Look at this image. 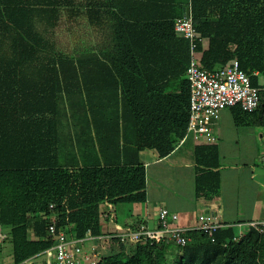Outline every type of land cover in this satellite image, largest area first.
<instances>
[{
  "label": "trees",
  "instance_id": "obj_1",
  "mask_svg": "<svg viewBox=\"0 0 264 264\" xmlns=\"http://www.w3.org/2000/svg\"><path fill=\"white\" fill-rule=\"evenodd\" d=\"M187 7L205 39L202 67L238 59L252 86L264 87V0H0V226L13 264L52 247L53 217L70 237L100 235L105 202L146 201L141 151L163 158L177 141L130 140L129 124L154 131L155 121H180L178 139L186 135L190 44L175 23ZM62 20L85 42L100 40L78 46L80 36L64 47L56 39ZM65 103L82 121H58ZM195 157L196 192L213 196L218 151L201 145ZM188 236L184 248L119 244L99 264H264V235L253 228L240 240L233 227L219 229L214 242L197 230Z\"/></svg>",
  "mask_w": 264,
  "mask_h": 264
},
{
  "label": "crops",
  "instance_id": "obj_2",
  "mask_svg": "<svg viewBox=\"0 0 264 264\" xmlns=\"http://www.w3.org/2000/svg\"><path fill=\"white\" fill-rule=\"evenodd\" d=\"M81 38L83 40H77L78 46L95 44L100 40L93 38L85 42L87 37ZM174 90L177 92L179 88L174 87ZM75 119H72L68 104L65 103L64 109L59 112L58 121H82L77 116ZM155 122L158 123V128L153 131L150 124L131 121L128 138L133 141H146L149 137L164 135L166 140L177 141V146L170 155L163 158L156 150L141 151L140 159L145 169L146 201L127 203V210L121 209V216H118L117 206L113 203L105 202L102 207V212L113 211L114 222L118 227L134 229L145 224L149 228H156L159 210L163 207L179 216L175 225L184 229L197 227L200 214L216 216L225 227H233L237 235L246 233L249 223L264 221V167L261 169L259 166L260 159L264 166V116L243 115L233 108L222 111L215 125L218 141L208 145L216 147L220 159L221 185L213 196L196 192V178L200 172L195 150L201 145L191 137L178 139L180 121ZM101 221L103 233L114 229L113 223L103 218ZM117 246L119 247L113 245L111 252L118 251ZM130 248L134 247L127 246L126 250L130 251ZM0 264H5L2 253Z\"/></svg>",
  "mask_w": 264,
  "mask_h": 264
},
{
  "label": "built area",
  "instance_id": "obj_3",
  "mask_svg": "<svg viewBox=\"0 0 264 264\" xmlns=\"http://www.w3.org/2000/svg\"><path fill=\"white\" fill-rule=\"evenodd\" d=\"M175 31L190 44V64L186 72L190 84L189 121L184 139L191 137L198 145H213L218 141L215 125L222 111L240 107L243 112L253 114L264 109V87L252 86L250 77L241 70L238 59L214 70L202 67L199 45L205 39L194 26L192 12L189 17L176 20ZM262 161L264 163V157ZM114 216L112 210L102 212V218L114 224L112 231L94 235L89 230L82 238H73L67 231L58 230L56 217H53L48 233L54 243L44 252V264H99L105 257L104 253L119 244L135 247L149 241L184 248L191 240L188 232L193 230L200 231L214 242L218 230L225 227L216 216L209 214H200L194 229L176 227L179 216L164 207L160 208L158 225L153 229L145 224L134 229L120 228L115 224ZM248 226L264 235V221L251 222ZM244 235H237L235 240H240ZM6 239L7 234L0 227V241Z\"/></svg>",
  "mask_w": 264,
  "mask_h": 264
},
{
  "label": "rangeland",
  "instance_id": "obj_4",
  "mask_svg": "<svg viewBox=\"0 0 264 264\" xmlns=\"http://www.w3.org/2000/svg\"><path fill=\"white\" fill-rule=\"evenodd\" d=\"M73 26H74V24H71L70 25L69 22H67L66 20H62V22L60 24V27L56 30V39H57V41L59 43L64 44L63 45L64 47L65 46H69L68 43H67V41L70 42L71 45H75V38L78 39L80 36H82V34L79 33V31H76V34H75V31L74 32L71 31V28L70 27H73ZM66 27L69 28L68 29L69 30V36H68V38L65 35V30H66L65 28ZM259 166L261 167V169H263V167H264L261 164V159L259 161ZM116 208H117V214H118V216H121V209L124 208V209L127 210V204H119V205H117ZM237 231H238V233H240L239 232V229ZM118 248H117V250H118ZM131 249L132 248H130V250ZM114 252H117V251L113 250L111 252V250H108L107 252L104 253V255L105 256H108V255H110V254H112ZM0 253H2V255L4 256L5 264H13L12 246L7 241L0 242ZM174 258H175V256L170 255L168 259H169L170 262H172L174 260ZM45 260H46L45 254H41V255H39V256L31 259V260L26 261L24 264H44L45 263Z\"/></svg>",
  "mask_w": 264,
  "mask_h": 264
},
{
  "label": "water",
  "instance_id": "obj_5",
  "mask_svg": "<svg viewBox=\"0 0 264 264\" xmlns=\"http://www.w3.org/2000/svg\"><path fill=\"white\" fill-rule=\"evenodd\" d=\"M191 15V8L187 7L184 9V17H189Z\"/></svg>",
  "mask_w": 264,
  "mask_h": 264
}]
</instances>
